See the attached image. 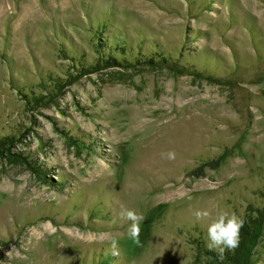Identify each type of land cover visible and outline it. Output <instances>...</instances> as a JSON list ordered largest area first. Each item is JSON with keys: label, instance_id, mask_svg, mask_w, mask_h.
I'll list each match as a JSON object with an SVG mask.
<instances>
[{"label": "rangeland", "instance_id": "374dc122", "mask_svg": "<svg viewBox=\"0 0 264 264\" xmlns=\"http://www.w3.org/2000/svg\"><path fill=\"white\" fill-rule=\"evenodd\" d=\"M196 210L264 264V0H0V264H217Z\"/></svg>", "mask_w": 264, "mask_h": 264}, {"label": "clouds", "instance_id": "9594fccd", "mask_svg": "<svg viewBox=\"0 0 264 264\" xmlns=\"http://www.w3.org/2000/svg\"><path fill=\"white\" fill-rule=\"evenodd\" d=\"M168 160L175 159V152L169 151L165 154ZM197 222L208 221L207 223V248L215 251L220 259H223L226 252H233L240 245L241 230L244 227V219L235 212L221 211L215 218L207 210H196L193 213ZM118 216L121 221H129L128 238L135 246H141L140 234L143 215L134 209L121 208ZM113 255H118L119 240L113 239L110 245Z\"/></svg>", "mask_w": 264, "mask_h": 264}, {"label": "trees", "instance_id": "16d2710c", "mask_svg": "<svg viewBox=\"0 0 264 264\" xmlns=\"http://www.w3.org/2000/svg\"><path fill=\"white\" fill-rule=\"evenodd\" d=\"M241 232H242V230H241ZM244 243H246V238H244ZM213 255V259L214 260H218L219 261V257L216 255V254H212ZM243 255H244V253L243 254H241V256L240 255H237L238 257L237 258H232L233 260H237L236 262H234V261H226V262H221V261H219V262H217V264H237V263H239V260L241 259V261H242V259H243ZM240 257V258H239ZM226 259H224V261H225Z\"/></svg>", "mask_w": 264, "mask_h": 264}]
</instances>
